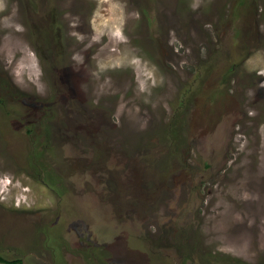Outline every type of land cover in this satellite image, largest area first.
<instances>
[{"label":"rangeland","instance_id":"374dc122","mask_svg":"<svg viewBox=\"0 0 264 264\" xmlns=\"http://www.w3.org/2000/svg\"><path fill=\"white\" fill-rule=\"evenodd\" d=\"M0 198L19 264H264V0H0Z\"/></svg>","mask_w":264,"mask_h":264},{"label":"flooded vegetation","instance_id":"af4514ba","mask_svg":"<svg viewBox=\"0 0 264 264\" xmlns=\"http://www.w3.org/2000/svg\"><path fill=\"white\" fill-rule=\"evenodd\" d=\"M0 200H1V198H0ZM1 201L4 202V200H1ZM24 201H25L24 199L22 201H21V199H19L18 201L11 202L12 205L11 204H7V202H4V203L6 205H11V206H13V207H15L17 209V208L25 207V206L22 205ZM26 207H29V204H27ZM5 216H7L8 220H11V222H13L14 225H17L16 229H17V227H20L19 223H15V222H17V220H15V217H13V216L11 217V216H9L7 214ZM0 231H1V229H0ZM10 233H13V232H10ZM19 233H20L21 237L25 238L24 236H22V232H19ZM13 235H14V233H13ZM22 261L23 260L21 258L7 259L4 256L0 255V264H19Z\"/></svg>","mask_w":264,"mask_h":264}]
</instances>
